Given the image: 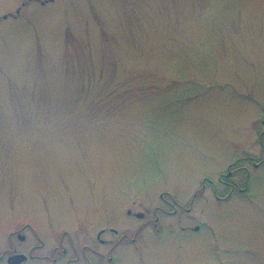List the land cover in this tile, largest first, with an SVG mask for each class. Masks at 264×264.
<instances>
[{
	"label": "rangeland",
	"instance_id": "rangeland-1",
	"mask_svg": "<svg viewBox=\"0 0 264 264\" xmlns=\"http://www.w3.org/2000/svg\"><path fill=\"white\" fill-rule=\"evenodd\" d=\"M263 110L264 0H0V255L264 264Z\"/></svg>",
	"mask_w": 264,
	"mask_h": 264
},
{
	"label": "flooded vegetation",
	"instance_id": "flooded-vegetation-1",
	"mask_svg": "<svg viewBox=\"0 0 264 264\" xmlns=\"http://www.w3.org/2000/svg\"><path fill=\"white\" fill-rule=\"evenodd\" d=\"M264 112V110H263ZM259 123H258V122ZM254 123L257 126V131H255V142L257 145V148L259 149L254 155V153H249L246 152L247 150H245L243 153V155H241L238 158H235L234 161L227 163V168L225 170V173H219L218 177L216 179V181L214 180H210L207 179V177L203 178L202 180V184H201V189H205V184H206V179H207V183L208 185L212 186L213 188H216L217 185L222 186L223 188H225L227 191V193L225 194V197H220L219 195H215V197L217 199H221L224 200L226 197L232 196L234 192L238 191L239 193H244L247 189V184H245L244 186H241L240 184H238V182L234 181V179L232 177L235 176V174H242L245 175V181L247 180V178L250 175V169H264V114L263 116L254 121ZM215 193V192H214ZM189 208H186V210H188ZM57 251H59L61 254L66 255L65 253V249H58L57 247L54 248L53 250V254L55 255L53 258H49L51 263H56L58 260V256L57 255ZM14 253H16V250L13 248L11 250V253L6 255L5 254H1L0 257L2 260H5L6 264L7 263V258L11 255H13ZM37 258H46L45 256H38V255H33L32 251H29L28 253V257L27 260L24 262H21L19 264H23V263H27V261H32L35 260ZM109 258V257H108ZM47 259V258H46ZM73 260H77V259H73ZM88 264H90V262H88Z\"/></svg>",
	"mask_w": 264,
	"mask_h": 264
},
{
	"label": "water",
	"instance_id": "water-1",
	"mask_svg": "<svg viewBox=\"0 0 264 264\" xmlns=\"http://www.w3.org/2000/svg\"><path fill=\"white\" fill-rule=\"evenodd\" d=\"M24 259H26V257L23 256L22 254H16L15 256L10 257L8 259V261L11 262V263L17 264V262H20V261H22Z\"/></svg>",
	"mask_w": 264,
	"mask_h": 264
}]
</instances>
